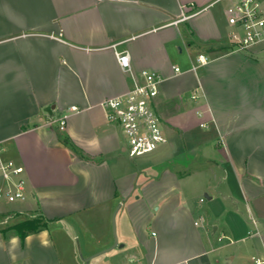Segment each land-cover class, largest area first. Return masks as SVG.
<instances>
[{
  "label": "crops",
  "instance_id": "crops-1",
  "mask_svg": "<svg viewBox=\"0 0 264 264\" xmlns=\"http://www.w3.org/2000/svg\"><path fill=\"white\" fill-rule=\"evenodd\" d=\"M237 1L0 0V161L30 194L0 204L30 216L0 264H264V41L229 48ZM116 50L163 78L166 142L136 162L100 105L131 86Z\"/></svg>",
  "mask_w": 264,
  "mask_h": 264
},
{
  "label": "built area",
  "instance_id": "built-area-1",
  "mask_svg": "<svg viewBox=\"0 0 264 264\" xmlns=\"http://www.w3.org/2000/svg\"><path fill=\"white\" fill-rule=\"evenodd\" d=\"M227 22L231 27L229 48L246 52L264 41V9L259 0H238L227 9ZM116 57L122 71L131 79L124 94L101 102L110 123L118 125L123 133V150L130 157H141L158 150L166 136L155 108L163 78L150 70L135 72L127 51H117ZM205 54H199L192 70L208 63ZM175 73H181L175 67ZM77 111V108H72ZM64 130L66 117L59 121ZM0 204L25 203L30 194L27 189L26 170L13 160L0 161ZM199 223L196 222V225ZM261 264V263H259Z\"/></svg>",
  "mask_w": 264,
  "mask_h": 264
},
{
  "label": "rangeland",
  "instance_id": "rangeland-1",
  "mask_svg": "<svg viewBox=\"0 0 264 264\" xmlns=\"http://www.w3.org/2000/svg\"><path fill=\"white\" fill-rule=\"evenodd\" d=\"M162 127H163V125H162ZM126 155H128V154H126ZM147 155H149V154H147ZM147 155H144V156H147ZM144 156H141V157L143 158ZM141 157H132L129 159H131L130 161L136 162L137 160L141 159ZM27 213H28L27 210H22V212H20V211L15 210V207L11 206V205H6V206L0 207V228L3 229L4 227H7L9 224L7 222L8 220H13L12 223H14L18 219L21 220L23 218H29L30 216Z\"/></svg>",
  "mask_w": 264,
  "mask_h": 264
},
{
  "label": "trees",
  "instance_id": "trees-1",
  "mask_svg": "<svg viewBox=\"0 0 264 264\" xmlns=\"http://www.w3.org/2000/svg\"><path fill=\"white\" fill-rule=\"evenodd\" d=\"M45 226L46 223H44L41 219L37 218L26 220L19 224H16L10 227V230L16 231L22 239H25V237L30 233L36 232Z\"/></svg>",
  "mask_w": 264,
  "mask_h": 264
}]
</instances>
